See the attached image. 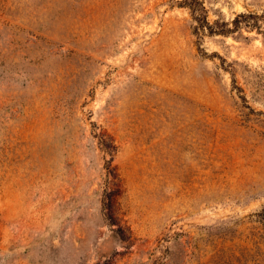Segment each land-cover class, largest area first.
Masks as SVG:
<instances>
[{"label":"rangeland","instance_id":"374dc122","mask_svg":"<svg viewBox=\"0 0 264 264\" xmlns=\"http://www.w3.org/2000/svg\"><path fill=\"white\" fill-rule=\"evenodd\" d=\"M181 1L0 0V264H264L263 38Z\"/></svg>","mask_w":264,"mask_h":264},{"label":"trees","instance_id":"16d2710c","mask_svg":"<svg viewBox=\"0 0 264 264\" xmlns=\"http://www.w3.org/2000/svg\"><path fill=\"white\" fill-rule=\"evenodd\" d=\"M180 6L189 11L192 24V33L200 41L204 36H228L239 32L241 29L255 30L262 35L264 42V12L256 14L252 12L239 13L230 22H223L221 20L210 23L208 20V12L204 7L202 0H182ZM98 143L102 150L112 156L116 150V146L105 135L97 136ZM106 167V174L108 181L115 180L116 174L111 166V161H108ZM114 186V184H113ZM117 188H109L104 190L102 198V206L105 211L106 219L111 223H115L117 216Z\"/></svg>","mask_w":264,"mask_h":264}]
</instances>
